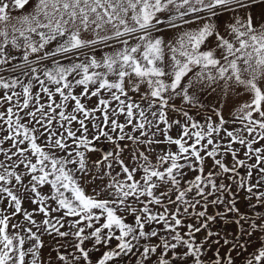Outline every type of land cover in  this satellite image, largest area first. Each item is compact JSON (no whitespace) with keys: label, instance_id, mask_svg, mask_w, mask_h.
Listing matches in <instances>:
<instances>
[{"label":"snow or ice","instance_id":"1","mask_svg":"<svg viewBox=\"0 0 264 264\" xmlns=\"http://www.w3.org/2000/svg\"><path fill=\"white\" fill-rule=\"evenodd\" d=\"M0 264H264V0H0Z\"/></svg>","mask_w":264,"mask_h":264},{"label":"rangeland","instance_id":"2","mask_svg":"<svg viewBox=\"0 0 264 264\" xmlns=\"http://www.w3.org/2000/svg\"><path fill=\"white\" fill-rule=\"evenodd\" d=\"M95 103V98H93V101L89 104V106H92V104ZM175 134V130L173 131V135ZM103 179H107V177H103ZM243 197V193H240V199L238 200V204H243L244 201L242 199ZM26 207H28V205H25ZM248 211H251V209H248ZM37 219H41V217H37ZM214 229L216 230H220V231H224L227 230L229 232H231L234 228V226L232 225H224L223 222H221L219 225H214L213 226ZM44 241H45V246L42 249V256L47 259L49 257V254L51 253V256L54 258L55 257V252L53 251V248L55 247V241L51 238V237H44ZM98 255V254H96Z\"/></svg>","mask_w":264,"mask_h":264}]
</instances>
